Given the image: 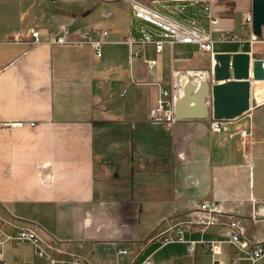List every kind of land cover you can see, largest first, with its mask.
<instances>
[{"label":"crops","instance_id":"crops-1","mask_svg":"<svg viewBox=\"0 0 264 264\" xmlns=\"http://www.w3.org/2000/svg\"><path fill=\"white\" fill-rule=\"evenodd\" d=\"M141 2L156 10L158 4L159 12L178 20L195 18L211 34L214 54L247 52L261 59L256 45L263 43L250 42L251 28L242 21L251 0L214 2L210 13L218 22L211 29L209 10L200 3L196 9L189 1ZM41 6L0 0V202L17 224L54 247L56 264H233L236 257L250 264L223 226H194L183 232L185 242L169 238L208 200L233 214L249 239L264 240V95L255 91L264 79L252 85L258 105L226 121L220 132L210 128L211 117L166 128L148 119L155 83L169 87L175 71L203 70L215 84L209 54L177 43L157 54L146 44L129 65L124 40L139 39L138 28L147 24L134 26L127 1L49 0ZM66 24L71 42L50 44ZM29 28L39 31L41 43H28ZM102 31L107 37L99 58L77 43L83 32ZM16 123L24 125H6ZM242 129L251 131L244 140ZM14 236L12 227H1L2 264H48ZM189 241L195 242L191 252Z\"/></svg>","mask_w":264,"mask_h":264},{"label":"built area","instance_id":"built-area-1","mask_svg":"<svg viewBox=\"0 0 264 264\" xmlns=\"http://www.w3.org/2000/svg\"><path fill=\"white\" fill-rule=\"evenodd\" d=\"M131 7L132 18L136 22L140 21L144 24L138 28L140 34L139 39H133L127 37L124 43L128 46V63L132 65L137 61L141 55L143 47L146 44H152L157 54L161 53L166 43L168 44H193L196 45L198 50L203 53H207L212 58L213 52V39L209 32H206L192 16H187L184 20H178L170 17L167 14L161 13L150 5H146L139 0H125ZM183 2L189 1L193 8H196V4L200 3L204 9L208 12V27L215 26L217 19L211 17V5L217 0H181ZM243 24L251 28L252 15L251 12L243 14ZM151 28H149V27ZM156 33H155V32ZM70 34L69 24L63 25L59 29V33L51 36L48 39L50 44H67L71 40L68 38ZM157 35V37H154ZM28 37V43L30 45H37L41 43L39 31L35 28H29L26 32ZM19 34H16L15 39H19ZM107 31H102L98 36H93L89 33L83 32L80 34L77 43L86 44L90 47L94 57L99 58L102 54V46L106 43ZM223 40H231L232 37L223 36ZM259 40L264 44V35L257 38L251 35L250 42ZM138 44L139 47H135ZM145 65L152 69L155 65L153 60H144ZM178 72V71H177ZM211 72V71H210ZM174 78L171 81L169 87L160 86L158 83V95L155 104L148 110V119L150 122L162 124L166 128H169L173 123L177 121L174 113V104L180 94L183 92L185 82L177 83ZM207 71V78H208ZM130 83H133L130 80ZM127 92V88H123L121 94L124 95ZM226 120H215L213 118L209 121L210 128L215 132H220L225 124ZM7 126H23L24 123L6 124ZM28 126H34V123H28ZM239 136L242 140L251 135V131L242 129L239 132ZM197 216L195 219L187 221L184 227L180 228L175 236L169 238V240H178L185 242L183 239V232L191 230L194 226L199 228H207L210 226H223L224 235L228 238L229 242L236 248L238 253L245 254V258L249 260L250 264H264V240H251L240 229L238 222L235 220L233 214L226 213L218 204L213 201H203L200 207L196 210ZM222 218H225L223 221ZM18 218L7 208L5 204L0 202V229L6 225L12 227L15 232V236L12 238L16 243L28 242L34 249L38 256H45L48 264H56V260L52 257L54 247L47 242L43 241L35 230L21 226L17 224ZM194 241L187 242V250L191 252L194 248ZM211 251L213 252V245H211ZM122 252V251H121ZM236 257L233 264H239ZM79 264V260L75 259L73 262L62 261L61 264ZM214 264H220L216 262Z\"/></svg>","mask_w":264,"mask_h":264},{"label":"water","instance_id":"water-1","mask_svg":"<svg viewBox=\"0 0 264 264\" xmlns=\"http://www.w3.org/2000/svg\"><path fill=\"white\" fill-rule=\"evenodd\" d=\"M251 33L262 37L264 28V0H251ZM210 78L197 83L188 81L182 95L175 101L174 113L177 120L237 119L253 107L256 102L252 85L263 80L261 59H251L247 52L215 53L211 58Z\"/></svg>","mask_w":264,"mask_h":264},{"label":"rangeland","instance_id":"rangeland-1","mask_svg":"<svg viewBox=\"0 0 264 264\" xmlns=\"http://www.w3.org/2000/svg\"><path fill=\"white\" fill-rule=\"evenodd\" d=\"M49 0H37V2L39 3V5L41 7H43V5L48 2ZM139 1H145V2H148V0H139ZM155 7L158 9V10H161L160 8V5H155ZM236 22H237V27L240 31H243L245 29L244 26L241 25L240 23V16H237L236 18ZM213 37L216 39L217 37V34L216 33H213ZM257 53L255 56H257L258 58H261V59H264V44H257ZM202 59V58H201ZM198 71V70H197ZM256 93L259 94V95H264V82L259 84L257 86V88L255 89ZM0 264H2L0 262ZM5 264H13L11 262H8L7 260H5Z\"/></svg>","mask_w":264,"mask_h":264},{"label":"bare ground","instance_id":"bare-ground-1","mask_svg":"<svg viewBox=\"0 0 264 264\" xmlns=\"http://www.w3.org/2000/svg\"><path fill=\"white\" fill-rule=\"evenodd\" d=\"M261 64L264 66V60L261 59ZM263 74V71H262ZM207 72L203 70H183V71H176L175 73V80L177 83H183L191 81L193 83H197L202 79H206ZM264 77V75H263ZM182 94H180L181 96Z\"/></svg>","mask_w":264,"mask_h":264}]
</instances>
